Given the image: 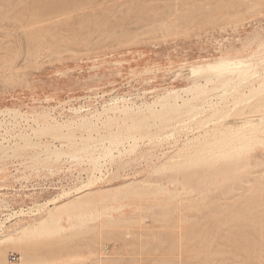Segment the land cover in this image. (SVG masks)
Here are the masks:
<instances>
[{"label": "rangeland", "instance_id": "obj_1", "mask_svg": "<svg viewBox=\"0 0 264 264\" xmlns=\"http://www.w3.org/2000/svg\"><path fill=\"white\" fill-rule=\"evenodd\" d=\"M263 83L264 0H0V264H264Z\"/></svg>", "mask_w": 264, "mask_h": 264}, {"label": "bare ground", "instance_id": "obj_2", "mask_svg": "<svg viewBox=\"0 0 264 264\" xmlns=\"http://www.w3.org/2000/svg\"><path fill=\"white\" fill-rule=\"evenodd\" d=\"M53 4V3H52ZM58 4V3H57ZM7 9V8H6ZM53 9V8H52ZM7 12V11H6ZM12 12V11H11ZM10 14V13H9ZM3 18H5V17H3ZM16 25V24H15ZM14 27V26H13ZM19 28V27H18ZM236 65V64H235ZM241 65V64H240ZM237 66H238V64H237ZM206 69H207V67H206ZM238 68L236 67L235 69L234 68H231V67H229V64H227V63H222V62H219V63H216V64H213V65H209L208 66V70L209 71H215V70H220V71H231V70H237ZM199 70V69H198ZM240 70V69H239ZM195 71V70H194ZM196 72H198V71H196ZM204 72H205V70H204ZM194 72L192 71V74H193ZM209 73H211V72H209ZM219 73V72H218ZM196 74V73H195ZM194 74V75H195ZM198 74V73H197ZM215 80V79H214ZM207 81V80H206ZM209 83V82H208ZM263 86H264V83H263ZM199 87V86H198ZM202 89V88H201ZM203 93V92H202ZM201 93V94H202ZM176 104V103H175ZM163 107H165V105L163 106ZM172 108V107H171ZM178 108V107H177ZM173 109V108H172ZM125 110V109H124ZM163 111V110H162ZM151 112V111H150ZM85 124V123H84ZM142 124V123H141ZM93 129H94V127H92ZM71 129V128H70ZM86 130V129H85ZM240 130V129H239ZM42 131H45V132H50V133H52L53 135H58V134H60L61 135V131H62V129H60L59 127H55V128H44ZM87 131V130H86ZM239 132V131H238ZM64 134V133H63ZM63 137V136H62ZM65 137H69V134L68 133H66V135H65ZM63 139V138H62ZM89 139V138H88ZM87 139V140H88ZM69 140V139H68ZM67 140V141H68ZM90 140V139H89ZM88 140V141H89ZM110 140H112V141H116V140H118V136H116V137H112ZM70 141V140H69ZM71 144H73V143H71ZM70 146V145H69ZM26 147H28V146H26ZM25 147V148H26ZM29 147H31V146H29ZM68 149V148H67ZM71 149H74L73 148V146H72V148H70V150ZM63 150V149H62ZM59 153H61V152H59ZM59 155V154H58ZM61 155V154H60ZM66 155V154H65ZM91 184V183H90ZM85 188V187H84ZM87 189H89V188H87ZM86 191V190H85ZM85 191H81V190H79V191H77L76 193H77V195H76V203L75 204H83L84 206L83 207H81L80 208V211L79 212H77L76 211V209H75V212H77V213H72V214H66L67 215V219H64V215H65V212H67L68 211V209H69V207L68 206H65V205H59V206H56L55 207V210H53V212L49 215V217H48V219H46V221H44L43 223H41V221H40V229H43V230H46L47 229V231H48V229H50V228H52V226H56V228L57 229H60L59 231H61V230H63V227L61 226V223L64 221V220H66V222H70V221H72L73 220V218H77V219H79L81 222H83L84 221V219L86 218V216H88L89 214H90V212H89V210L92 208V206L90 205V204H92V202H96L94 199H92V198H89V195L91 194V193H89V192H85ZM93 195V194H92ZM91 195V196H92ZM99 195V194H98ZM85 198H89V200H87V199H85ZM72 201V200H71ZM95 204V203H94ZM91 206V207H90ZM94 207V206H93ZM70 210V209H69ZM73 215V216H72ZM39 225V224H38ZM25 231V230H24ZM47 231L45 232V231H43L46 235H47ZM50 231V230H49ZM40 232H42L41 230L39 231V233ZM38 233V234H39ZM54 233V232H53ZM31 234H33L34 235V232H31ZM30 234V235H31ZM38 234H36V235H38ZM23 235H24V233H23ZM40 235V234H39ZM38 235V236H39ZM46 235H44V236H46ZM32 236V235H31ZM40 236H42V235H40ZM44 236H42V237H44ZM29 237V236H28ZM8 238H9V236H8ZM26 238V237H25ZM8 240V239H7ZM18 240H19V238H18Z\"/></svg>", "mask_w": 264, "mask_h": 264}, {"label": "built area", "instance_id": "obj_3", "mask_svg": "<svg viewBox=\"0 0 264 264\" xmlns=\"http://www.w3.org/2000/svg\"><path fill=\"white\" fill-rule=\"evenodd\" d=\"M16 258L14 256H10V261H15Z\"/></svg>", "mask_w": 264, "mask_h": 264}]
</instances>
